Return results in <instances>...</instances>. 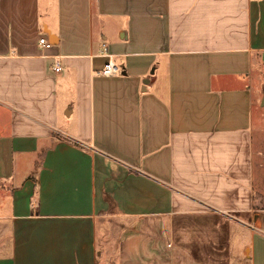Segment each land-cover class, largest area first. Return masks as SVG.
<instances>
[{
  "label": "crops",
  "instance_id": "obj_1",
  "mask_svg": "<svg viewBox=\"0 0 264 264\" xmlns=\"http://www.w3.org/2000/svg\"><path fill=\"white\" fill-rule=\"evenodd\" d=\"M263 98L264 0H0V264H97L111 213L264 264Z\"/></svg>",
  "mask_w": 264,
  "mask_h": 264
},
{
  "label": "rangeland",
  "instance_id": "obj_2",
  "mask_svg": "<svg viewBox=\"0 0 264 264\" xmlns=\"http://www.w3.org/2000/svg\"><path fill=\"white\" fill-rule=\"evenodd\" d=\"M256 113L257 110L254 115V141L264 151V129L260 130V117ZM261 166L259 164V189L260 186L264 189V170ZM104 215L97 229V264H227L224 253H220L218 259L212 246L209 254L202 255L197 250L200 247L182 243L188 236L185 229L170 233L163 225L160 230L161 222L130 220L115 213ZM145 223H148L146 227ZM207 247L210 248V245ZM230 249V264H242L237 261L241 258V250L234 245Z\"/></svg>",
  "mask_w": 264,
  "mask_h": 264
},
{
  "label": "built area",
  "instance_id": "obj_3",
  "mask_svg": "<svg viewBox=\"0 0 264 264\" xmlns=\"http://www.w3.org/2000/svg\"><path fill=\"white\" fill-rule=\"evenodd\" d=\"M38 42H39V45L40 46H42V47H48V45L46 44V41L44 39H40ZM104 55H106V57H108V58L111 57L110 55H107L106 53ZM53 59L55 60L54 61V64H53V67H52L53 72H55V73L60 72L61 67H60V63L57 60V57H55ZM99 74L102 75V76H104V77H111L112 75L115 74V68L111 64V62L108 61L105 64L104 68L102 69V71Z\"/></svg>",
  "mask_w": 264,
  "mask_h": 264
},
{
  "label": "water",
  "instance_id": "obj_4",
  "mask_svg": "<svg viewBox=\"0 0 264 264\" xmlns=\"http://www.w3.org/2000/svg\"><path fill=\"white\" fill-rule=\"evenodd\" d=\"M145 83H146V82H145ZM263 102H264V98H263ZM262 106H264V104H263Z\"/></svg>",
  "mask_w": 264,
  "mask_h": 264
}]
</instances>
